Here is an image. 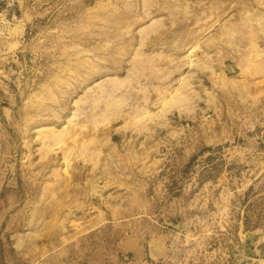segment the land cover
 Returning a JSON list of instances; mask_svg holds the SVG:
<instances>
[{"label": "rangeland", "instance_id": "obj_1", "mask_svg": "<svg viewBox=\"0 0 264 264\" xmlns=\"http://www.w3.org/2000/svg\"><path fill=\"white\" fill-rule=\"evenodd\" d=\"M264 264V0H0V264Z\"/></svg>", "mask_w": 264, "mask_h": 264}, {"label": "water", "instance_id": "obj_2", "mask_svg": "<svg viewBox=\"0 0 264 264\" xmlns=\"http://www.w3.org/2000/svg\"><path fill=\"white\" fill-rule=\"evenodd\" d=\"M233 264H238V261H237V260H235V261L233 262Z\"/></svg>", "mask_w": 264, "mask_h": 264}]
</instances>
